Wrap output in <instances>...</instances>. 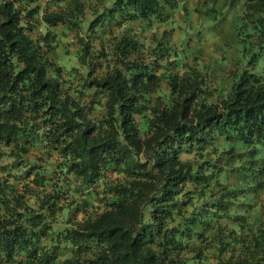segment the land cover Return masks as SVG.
I'll use <instances>...</instances> for the list:
<instances>
[{
	"label": "trees",
	"instance_id": "obj_1",
	"mask_svg": "<svg viewBox=\"0 0 264 264\" xmlns=\"http://www.w3.org/2000/svg\"><path fill=\"white\" fill-rule=\"evenodd\" d=\"M179 1L0 0V264H264V0Z\"/></svg>",
	"mask_w": 264,
	"mask_h": 264
},
{
	"label": "rangeland",
	"instance_id": "obj_2",
	"mask_svg": "<svg viewBox=\"0 0 264 264\" xmlns=\"http://www.w3.org/2000/svg\"><path fill=\"white\" fill-rule=\"evenodd\" d=\"M196 0H186L188 4V11L184 10L179 1V7L172 16L173 32L172 40L176 43V48L179 50L184 45L185 38L189 43L190 49H197L201 51L200 59L211 64L215 58H219L221 53L224 54L227 60H230L232 54L230 42V29L232 22L238 20L236 10L230 7H223L220 15V21H215L202 12H196L193 9ZM222 0H217L215 6L219 7ZM199 3V2H198ZM214 5V4H213ZM203 7V6H201ZM55 30L60 29V25L54 27ZM66 33V34H65ZM61 33L56 41V45L52 50L55 62L61 65L63 72L66 71L71 64H74L75 43L70 37L72 33ZM231 62L225 63L222 69H217L218 75L223 78L227 77Z\"/></svg>",
	"mask_w": 264,
	"mask_h": 264
}]
</instances>
